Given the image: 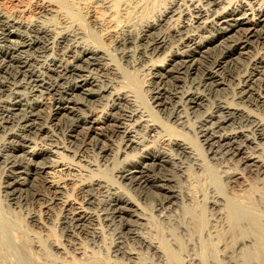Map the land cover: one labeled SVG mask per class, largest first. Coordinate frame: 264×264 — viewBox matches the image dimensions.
Listing matches in <instances>:
<instances>
[{"label": "bare ground", "instance_id": "bare-ground-1", "mask_svg": "<svg viewBox=\"0 0 264 264\" xmlns=\"http://www.w3.org/2000/svg\"><path fill=\"white\" fill-rule=\"evenodd\" d=\"M58 1L0 0V97L6 95L0 99V131L4 133L0 158L5 157L14 170L22 167L21 162L10 161L9 153L21 151L28 157L25 171L10 176L12 181L5 185L10 203H27L23 191L28 182L20 174L32 179L44 175L43 186L55 193L52 203L61 205L65 234L76 243L80 240L78 228L88 222L91 241L104 245V226L113 228L111 253L116 264L118 260L126 264H185L186 258L189 264H264V118L241 104L254 95V108L264 111V56L254 53L255 42L264 36V0H170L156 16L155 11L152 13L157 6L155 0H89L86 6L74 0H62L64 4ZM82 16L91 21L93 33L99 38L122 46V58L131 68L146 72L149 87L157 81L156 87H151L155 89L151 94L155 106L141 103L130 86L118 88L127 74L118 67L110 50L90 41L91 33L83 27ZM164 24L170 25L168 31L157 33L140 48ZM217 48L221 52L214 57V66L189 85L190 75L204 63L201 58L211 56ZM177 60L189 62L185 77L178 75ZM246 60L248 69L236 78L234 89L228 81L233 74L224 71ZM96 68L100 75L93 71ZM171 75L183 84V91L173 85L165 87ZM228 88L233 90L232 101L217 94ZM50 94L56 96L53 102L49 101ZM214 94L219 97L216 102ZM107 99L109 103L99 114L88 106ZM122 105L127 109L120 119L112 110ZM86 106L89 113L81 112ZM159 113L166 117L167 124ZM66 115L78 116L67 132L86 125L89 133L103 135L102 126L116 120L115 132L121 135V141L113 147L96 140L101 160L88 161V168H84V175H92L80 185L79 190L86 193L83 202L73 198L68 179L61 177L82 169L66 160L70 150L50 126ZM192 115L198 117L196 124L191 123ZM170 124L184 130L193 127L195 142L187 135L172 136ZM43 134L48 135L50 146L43 145L47 141L38 142ZM238 153L247 154L246 160L253 165L250 172L261 180L259 192L252 197L229 194L236 183L247 181L246 173L230 168L232 157ZM121 154L125 157L119 162ZM37 158L42 159L34 162ZM167 164L171 172L162 170ZM110 165L119 181L121 178L129 180V186H147L155 195L152 210L158 227L162 226L159 236L152 237L139 225L125 222L124 214L150 220L154 213L143 207L139 197L122 193L120 182L95 173L103 171L101 166ZM202 175L209 182L200 204L191 184L201 182ZM30 218L36 225L45 226L41 215L32 213ZM164 225L174 229L178 245L166 237ZM14 227L9 215L0 211V245L15 250L17 264H42L30 249L13 244ZM131 240L146 249L150 257ZM187 240L199 241V257H184ZM47 247L67 255L64 245L55 240L44 246L38 238L31 250L46 254ZM90 253L94 264L102 263V256ZM67 261L63 258L59 264H69Z\"/></svg>", "mask_w": 264, "mask_h": 264}, {"label": "rangeland", "instance_id": "rangeland-1", "mask_svg": "<svg viewBox=\"0 0 264 264\" xmlns=\"http://www.w3.org/2000/svg\"><path fill=\"white\" fill-rule=\"evenodd\" d=\"M56 1H58V0H56ZM71 1H73V0H70V2ZM74 1L77 4H80L82 6L85 4V6H86V5H88L87 1H89V0H74ZM157 1H159L158 3H160V4H158ZM169 1L170 0H155V5H157V6H155L153 8L152 13L155 11V16H156L157 11L161 10L164 7L163 5L164 4L166 5ZM59 3L64 4L62 2V0ZM156 7H157V9H156ZM84 18H86V17L85 16L81 17V22L83 24V27L91 33L90 41L94 42L95 44L102 45L105 48H107L108 50H110V52L114 56L115 62L118 65V67L122 71L126 72V74H127L126 78L123 79L122 82L117 84L118 88H123L125 86L126 87L128 86V88L131 87L130 89H132V90L134 89L133 91L137 93L138 100L141 103L146 105V104H148V102H150V104L152 106H155V104L152 103L153 100L151 98H152L153 95H151V94H154L155 89H152V88L156 87L157 81L154 80V82H152L153 85L151 83L152 86L149 87L147 85L148 81H146L147 80V77L145 75L146 72L143 71L141 68H140V70L131 68L129 63L126 62V60H124L122 58V53H121L122 46L119 45V44H116L114 40H110V39L107 40L106 39V40L103 41L101 38L98 37L97 34H95V32L93 33L95 27L91 23V21L89 19H87V18L85 20H83ZM88 23H89V25H88ZM169 26L170 25H168V24H164L161 27L160 31L157 29L153 33H151V35H150L151 37L149 36L147 38L148 40L146 39V41L142 42L141 45H140V48L146 47V44H147L146 42L150 43V41H152V38H155L157 33H159V32H161V33L167 32ZM237 37L233 38V40L235 41ZM177 38H178V36H177ZM175 39H176V37H175ZM255 47L257 49L254 50V53L255 54H260L261 56H264V36H262L261 40H258V41L255 42ZM214 51H216V53H214ZM214 51H212V53L210 54L211 56L207 55L206 57H203L204 59L201 58L202 63H203V61H204V63L201 65V68L197 69V71L194 74L190 75V77L188 78V82H189L188 84L189 85L191 84V80L194 83L199 81L200 78L204 76L203 72L205 71L206 68L209 69L208 67L211 68L212 66H214V57H216L221 52V49L217 48ZM177 63L180 64L179 66H178V64L175 65L178 68L180 67V72H179L178 75H180L182 77H185L186 76L185 71L188 73V70H186V69H188V65L187 64H189V62L186 63V62H184L182 60L181 61L177 60ZM235 64H236L235 65L236 68L234 66H232V67L230 66V67L227 68V70L224 71L226 75L230 74L229 72H231L233 74L232 76H228V77L232 78V79L229 78L228 81H232L230 83L232 85V88H234V89L237 86L236 83H238L236 78L237 77L239 78V76H242L245 73V71L248 69L249 62H248V60H246V61L241 62V63L235 62ZM202 68H203V70H202ZM232 68H234L235 70H233ZM96 69H94L93 71L94 72H98V74L99 73L101 74V72L98 71V69L97 70ZM175 75H177V74H175ZM174 78L175 77L172 76V75L169 76L167 78V80H169L170 82L166 81V83H164V84H166L165 87L173 85V86H177L179 91H183L184 90L182 88L183 84L181 82L180 83L177 82L176 79H174ZM209 81L210 80H208V82ZM175 82L177 83V85H176ZM259 84H260V80L257 81V85H256L257 87L256 88H258ZM232 92H233V90L228 88L227 92L221 91V92H219L217 94L219 96H221L220 98H224V97L228 96V97H230L229 101H232L233 100L232 99L233 98V96H232L233 93ZM48 96L51 97V98L48 97L49 101H51V102H53L54 98H56V96L54 94H50ZM108 96L106 98H109ZM4 97L6 98V95H3L2 97H0V99L4 98ZM214 98H216V99H214ZM217 98H219V97H217L216 94H214L212 99H214L215 102H216ZM254 99H255V96L252 95L250 98H247V100L244 99L245 102L243 101V102H241V104L243 106H246V107H248L250 109L255 110V112L260 113L261 114L260 116H262V118H264V111L262 112L260 110H257L256 108H254L255 107L254 104H253ZM107 101H108V99L104 100L102 102H98L97 101V103L95 102V103H92V104H88V106L96 109L97 110V114H99L101 112V110H103L105 108V106H106L105 104L109 103ZM90 107H87V106L86 107H82L81 108V110H82L81 112L84 111L83 113H87V112L89 113ZM125 108H126V105H122L120 108L118 106L117 108L113 109L112 112L115 114L116 117H118L120 119H123L125 117V113H126L124 111ZM84 109H86V110H84ZM154 109H155V107H154ZM159 115H160V113H159ZM160 116H161V120H163L166 123L167 122L166 117L164 115H162V113H161ZM192 117L193 118H192V122L191 123L192 124H196V121L198 120L197 119L198 117L196 115H192ZM77 120H78V116H76V115H70V116L66 115V118L63 117L62 119H60L58 121H54V123L53 122L50 123V126H51L54 134L57 136V138H59V140H61L65 144V146L67 145L68 147L67 146L66 147L70 150V152H67L65 154L66 160L69 161V162H72V164L77 165L79 167V169H82L81 172H78V171L71 172V173L67 172L65 174L66 177L64 175H62L61 177L62 178L64 177V178L68 179L69 192L73 196V198H75L78 202H83L84 201V197L86 196V193H85V191L82 192V191L79 190L80 189V185H81L82 182L88 181L90 179L89 175L90 174L92 175V172L89 173V175L87 174L88 176L84 175L86 173V172L83 173L84 168H86V169L88 168V161H94V160H98V159L101 160L99 158V155H98L99 154L98 153V148L95 146L96 140L97 139L101 140V142L102 143L104 142L105 145L113 147L115 144H118L121 141V139H120L121 135L118 134L117 132H115V129H117V124H118V122H116V120L110 121L109 125H106L107 127L105 125L102 126V134L103 135H96L94 133H92V134L89 133L88 132V127H86V125H81L80 128H78L77 130H75L73 132H67L70 129V127L77 122ZM193 121H194V123H193ZM56 123H58V124H56ZM104 129H106L107 131L104 130ZM85 130H86V132H88L87 134H86ZM2 133L3 132L0 131V136H2V137H0V139H2L3 136H4V133H3V135H1ZM68 133H71V134H68ZM115 133H117V134H115ZM169 133L172 136H182V135L186 136L187 135V137L189 139H192L193 142H195V139H196V133L194 132V128L193 127H189V128L186 127L185 130H184V128L182 129L181 126L179 127V126H176V125H174V126L171 125V127L169 129ZM93 135H95V136H93ZM97 136H99V137L97 138ZM103 136H104V138H103ZM39 140L42 142V143L40 142L41 144H43L44 142L47 141L46 143L43 144L45 146L46 145L50 146V144H52L51 141H49L48 135H46V134L41 135L38 138V142H39ZM74 151L76 152L75 155H74V153H75ZM131 152H132V154L134 153L133 151H131ZM16 154H18V152L14 153L12 155H11V153H9L8 156L10 157V159H9L10 161L11 160L13 161V159H14L16 162H19V163L21 162V166L22 167H19L18 169L14 168V170H12L9 167V165L6 164L5 157L3 159L0 158V211L4 210V212H6L9 215V218L11 219V221L15 224V227L12 230L13 244H15L17 246H25L27 249H30L31 255L33 257L37 256L38 261L40 263H42V264H59V261L63 260V258L68 260L67 262L69 264H94L92 262V259L90 258L91 257L90 256L91 255L90 251H93V252L95 251L97 256H98V258L102 256L101 258H99V259L103 260L101 264H106V263L107 264H116L117 259L111 253L112 241L115 240V236H114V232H113L114 230H112L113 228L111 229V228H108L107 226H104L105 232H106L105 233L106 234V239H105V242H103V243L106 246V248L102 244V242L97 244V245H95L91 241V238L88 235L89 232L87 230L88 229L87 225H89L88 222L84 226H81L80 228H78L79 229L78 230V235H79L80 240H78L76 243L72 239L71 236H67L65 234L64 224L62 223V221H63V213H62L61 205H56V204L52 203L51 199L54 197L55 193H54L53 190H49V189H47V188H45L43 186L42 182H43V180H45L44 179L45 178L44 175H42V176L37 175L35 179H32L31 177L30 178L27 177L26 174H24V173L20 174L21 177H24L23 179H25L26 183L28 182L26 184V186H25V189H24V191L26 190L25 192H27L28 194L23 191V194L26 197L28 196L27 197V203L28 204L27 203L26 204L25 203H21V204L19 203L18 204L16 202H11L10 203V200L8 199L9 198V194L7 192V189H6L7 184L12 181V179H10L11 178L10 176H13V175H15L17 173H20V172L22 173L23 171H25V169L23 168V165H25L26 164L25 162L28 160L27 156H23V154L21 155V151H20V153L17 156H15ZM129 155H131V154H129ZM246 155H247L246 153H238V154H236V155H234L232 157V163H230V168H232V169H240L242 172L246 173L247 181H244V182L242 181L240 183L239 182L236 183V185L232 189H229V194L230 195L252 197L253 195H256L259 192V188L262 186V184L260 182L261 180L257 179L255 177V175L250 172V169H252L251 167L253 165L250 164V162H248L246 160ZM124 157L125 156L121 154L119 156V162H120V160L123 161ZM40 159H42V158H37V159H33V160H34V162H36L35 160H40ZM1 160H3V161H1ZM4 160H5V162H4ZM20 160H22V161H20ZM1 163L4 164V165H2ZM101 163H103V162H101ZM118 164L120 165V163H118ZM118 164H117V167L119 166ZM104 167L105 166H101L103 171H101V172L95 171V173L96 174H101V176L106 177V179H109L111 181L112 180H117L118 182H120V186L122 187V190H121L122 193H124L126 191L127 194L129 192V194H131L132 196H134L136 198L139 197L140 200L139 199L138 200L142 203L143 207H145L149 213L150 212H152V213L155 212V211L152 210L153 207L155 208V200H154L155 199V197H154L155 195L152 194V191L149 190L147 188V186H144V185H142L143 187H140L139 185H135V186L134 185H130L129 186V184H131L129 180H124L123 181V179H121V178H120L121 181L118 180L119 177L118 176L116 177L115 169L111 165L109 166V168H104ZM8 170H9V172H7ZM162 170L166 171V172H171L173 169H172V167L170 165L167 164V165L162 167ZM1 172H2V175H1ZM86 177L88 179H86ZM8 178H9V180H8ZM6 179H7L8 182L6 181ZM81 180H83V181H81ZM122 181L123 182L126 181V183L124 184ZM208 182H209V179L206 178V175H202L201 176V182H193L191 184L192 191L193 192L195 191L194 192L195 194L197 193L196 196H195V199L197 198L198 202L200 204L203 203L202 199H203L204 194H205V187L208 186ZM122 184H123V186H122ZM136 186H137V188H136ZM138 186H139V188H138ZM1 188H2V190H1ZM138 189H140V190H138ZM142 192H143V194H141ZM144 194L145 195L148 194L147 196H149V197L145 196ZM150 194H151V196H150ZM30 195H32V198H31ZM198 196H200V197H198ZM13 203H14V205H13ZM16 205H18V206H16ZM32 213H37V214L41 215V218L44 221L45 226H38V225H36V223L31 221L30 217H31ZM153 216L154 217L151 218L150 220H144V219H138L137 217H133L130 214H124L125 222L131 223V224H134V225H137V226L139 225L140 228L142 230H144L147 234H149L152 237L153 236L155 237L157 235L159 236L160 232L162 231V229H161L162 226L158 227L159 226L158 224H160V223L155 221V213H154ZM166 227H168L170 231ZM165 229H167V230H165ZM163 230L165 231L164 233H165L166 237H168L169 240L171 239L170 240L171 243L172 244L174 243L173 245H175V243L177 241L175 239V236L173 235L174 229H172V227H170L168 225H164ZM170 234H172V235H170ZM14 237H15V239H14ZM112 237H114V238H112ZM38 238L42 241L44 246L46 245V243L48 241H52V240H55V241H58V242L62 243L64 245V247L66 248V250H67V255H65V256L60 255L57 252L51 250L49 247H47V253L46 254L38 253L37 251L31 250V247H32V244H33L34 240L36 241ZM187 238L189 239L188 236H186V239ZM173 239H175V240H173ZM206 239H207V237H205V240ZM131 242L133 244H135L136 247H138V245H137V243L135 241L131 240ZM207 242L209 243V240ZM187 243H188V247L187 248L189 250L187 249V252L185 253L184 257H187L186 256L187 254H189L191 256L194 255L195 257H199V252H200V243H199V241L196 240V242H190V241L187 240ZM109 247H110V249H109ZM85 249L87 250V254L83 253V251ZM138 249H140L141 252L146 253L147 256H149L150 253H147L146 249L140 248V247H138ZM198 249H199V251H198ZM193 250H195V251H193ZM14 251L15 250L12 247H9L7 245L5 246L4 244L0 245V264H17V258H16L15 254H14ZM109 252H110V254H109ZM7 253L9 254V256L7 255ZM99 254H101V255H99ZM13 258H14V260H13ZM102 258H105V259H102ZM108 258H109V260H108ZM110 260H112V261H110ZM114 260H116V261L114 262ZM187 260H188V258H186V260H185L186 263L185 264H189V260H188V262H187ZM118 263L126 264L122 260H118Z\"/></svg>", "mask_w": 264, "mask_h": 264}]
</instances>
